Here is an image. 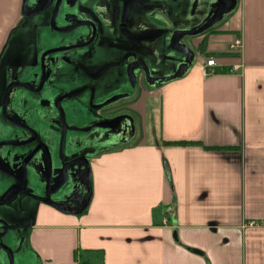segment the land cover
Wrapping results in <instances>:
<instances>
[{
    "label": "crops",
    "instance_id": "1",
    "mask_svg": "<svg viewBox=\"0 0 264 264\" xmlns=\"http://www.w3.org/2000/svg\"><path fill=\"white\" fill-rule=\"evenodd\" d=\"M145 2L131 6L133 18L165 32L147 43L151 74L110 92L125 95L132 132L65 134L69 152L88 160L91 197L78 215L37 207L29 263L264 264V0H236L214 26L182 38L193 54L177 72L168 61L158 69L173 55L171 23L195 28L202 0ZM21 6L0 0V97L9 62L33 39ZM234 37L239 52L228 49ZM206 57L216 62L208 75ZM234 64L239 71L229 72ZM17 107L14 97L9 113ZM67 123L89 125L72 111ZM13 134L0 108V140Z\"/></svg>",
    "mask_w": 264,
    "mask_h": 264
},
{
    "label": "flooded vegetation",
    "instance_id": "2",
    "mask_svg": "<svg viewBox=\"0 0 264 264\" xmlns=\"http://www.w3.org/2000/svg\"><path fill=\"white\" fill-rule=\"evenodd\" d=\"M145 1H109L112 27L110 32L112 35L99 39L92 51L84 53L74 61L72 66L67 64L72 52L70 47L76 45V42L73 40L60 41L61 36L53 30V28H64L66 31L70 29V26L61 22L58 16L53 17L52 7L43 9L45 6L43 2L30 10L21 11L24 22L31 25L33 39L29 45L24 46L17 53V59L9 62V79L1 92L0 108L6 99V121L11 125L14 136L12 139H4L0 142L25 140L32 144L29 152L35 151L34 156L37 158L43 157L45 160V156L49 154L52 167L60 169L55 176L56 180H50V190L68 178V165L72 161L71 158L64 155L65 140H61L62 132L103 131L105 136L121 135L123 138L132 132L133 128L130 123L131 117L127 110V104L116 105L117 101L104 106L103 104L113 97L121 95L110 93L119 85V81H122L126 87H133L138 82L146 81L144 69L148 70L149 75L151 74L148 66L150 57L147 43L165 32L164 30L152 29L142 20L137 23L133 18L131 6L137 3L139 9L145 10L147 7ZM214 4L213 0H202V11L205 14L196 28L223 6L221 1L216 6ZM81 21L89 23L87 25L88 35L83 42L96 37L95 20L85 18ZM171 25L169 49L173 55L168 56V59L164 58L162 64L158 66L160 72L167 69V61L169 66L172 65L177 72L189 59L187 58L189 54H183L171 47L170 39L178 30L174 27L173 22ZM179 42L183 43L182 39ZM120 49H122L121 56L119 57V54L114 55L116 52H121ZM161 49L166 51L165 46ZM24 50L29 53L27 56L29 59H25V62L21 60ZM102 51L112 53V57L99 61L98 55ZM19 56L20 59H18ZM13 82L19 83V85L13 84L14 86L9 88L5 98L6 87ZM105 91H108V95H105ZM12 97H16L18 107L17 111L13 110L9 113L8 109ZM74 98L80 100L82 103L80 105L81 112L83 115L89 114L90 122L102 124L99 122L103 119H110V122L105 123L108 127L94 126L87 130L88 126L75 127L69 125L67 117L69 111L73 112ZM67 104L68 106H66ZM73 114L77 115L78 113L75 111ZM11 116L14 117L11 118ZM9 119L16 122L17 125L12 126L13 124L8 121ZM18 126H23L26 130ZM8 149H10L9 146L1 145L0 154ZM60 152L59 162L57 157ZM76 158L79 162H83L79 156ZM38 170L41 174L37 173V177L39 178L41 175L46 178V162L43 161L42 165L38 166ZM18 172L15 173L6 164L0 163V178L7 182L0 187V264H30L26 253V236L33 224V212L37 210L39 205L49 206L56 210L47 203L39 202L33 197L25 195V190L20 185L24 182L22 169ZM10 185L12 187L1 197L4 190ZM26 186L31 187L29 182ZM41 186L43 187V185ZM32 193L36 196H43V193L34 187H32ZM85 200L84 197L75 195L61 209L65 211L79 210Z\"/></svg>",
    "mask_w": 264,
    "mask_h": 264
},
{
    "label": "water",
    "instance_id": "3",
    "mask_svg": "<svg viewBox=\"0 0 264 264\" xmlns=\"http://www.w3.org/2000/svg\"><path fill=\"white\" fill-rule=\"evenodd\" d=\"M223 3V6L221 9H217L214 14L207 18V20L197 28H193L192 30H181L178 29L175 31V33L172 35L170 39L171 47L183 54L186 55H192V51L183 43H180L179 40L189 36H197L209 28H211L214 24L219 22L222 18L223 13L225 10H230L233 2L232 0H219ZM45 3V6L43 9H46L48 7H52L53 9V17L58 16L61 20V22L67 23V25L70 26L69 30H64V28H53V30L58 33L60 37V41L66 42L68 40H73L76 42V45L70 47L72 50L68 66H72L74 61L79 59L80 56H82L86 52H91L92 49L95 46V43L99 40L109 37L111 34L110 30L111 23H110V8H109V2L108 0L105 1V3H100L97 0H22V6L21 11L24 12L25 10H30L34 7H36L39 3ZM23 14V13H22ZM94 19L95 20V27H96V37H92L89 40H86L87 38V25H89L88 22H82V19ZM137 22L138 19H136ZM84 28V31H83ZM159 30V29H155ZM161 31V30H159ZM95 34V33H94ZM121 52H116L114 55L119 54V57L121 56L122 49H120ZM112 57V53H109L108 51H102L98 55V59L100 60H107ZM186 67L185 65L183 66ZM182 67V68H183ZM181 68V69H182ZM180 69V70H181ZM145 70V76L146 80L149 78V72L147 69ZM149 82V81H148ZM151 83V82H149ZM153 83V82H152ZM19 85V83H9L5 90L4 97L6 98L9 88L12 85ZM70 84V83H69ZM13 85V86H14ZM21 85V84H20ZM72 86V84H70ZM72 89V88H71ZM125 95H118L110 99L108 102H106L104 105L108 103H112L117 101L118 99L122 98ZM6 100V99H5ZM5 100L3 101L1 112L5 118L6 117V111H5ZM74 102L72 104V110L73 112L77 111V115L79 119L87 120L89 121L88 129H91L94 126H101V127H108L107 122H110V119H103L101 122L102 124H94L93 122H90L89 114H84L81 112L80 105L82 104L79 99L74 98ZM14 116H11L13 118ZM44 118H46L43 115ZM42 117V118H43ZM12 126H16V122L9 119L8 120ZM22 129H25L23 126H18ZM26 130V129H25ZM65 132H62L61 134V140H65ZM1 145H7L10 147V149L5 150L2 154H0V163H4L7 165V167L11 170H14L15 173H19L18 171L22 169V175H23V181L21 187L25 190V195L29 197H33L39 202L47 203L54 207L59 212H62L64 214H73L78 215L83 212V210L87 207L90 197H91V189H90V183H89V163L87 158L84 156V154H78V153H70V143L67 145L69 148L65 147L63 149L64 155L67 158H71L72 161L68 165L67 170V179L65 178L63 182L57 184L55 187H53L51 190L49 189V184L51 181H54L55 176L60 169H57L56 167H52L51 165V158L49 154H47L45 157V160L42 158H37L34 156V152H29L32 144L29 143V141H19V140H6L0 142ZM61 150V149H60ZM61 155V152L58 154L57 160L60 162L59 156ZM79 156L83 160V162H79L78 158ZM46 162L47 165V176L44 178L43 176L39 175L40 177H37V173L41 174L38 170V166L42 165V162ZM13 180H15L14 177H12ZM51 180V181H50ZM56 180V179H55ZM31 185V187H27L26 184ZM7 182L4 179L0 178V187L4 186ZM43 185V187L41 186ZM12 186H8L6 190L2 193L1 197L5 195L7 191ZM14 187V186H13ZM32 187L35 189H39L43 193V196H36L32 193ZM78 195L84 197L86 200L83 204V206L79 210H73V211H65L62 210L61 207L65 205L66 203L71 201L73 196ZM52 196V197H50Z\"/></svg>",
    "mask_w": 264,
    "mask_h": 264
},
{
    "label": "built area",
    "instance_id": "4",
    "mask_svg": "<svg viewBox=\"0 0 264 264\" xmlns=\"http://www.w3.org/2000/svg\"><path fill=\"white\" fill-rule=\"evenodd\" d=\"M242 47V41H241V38L240 37H234L232 39V41L230 42V44L228 45V49L230 51H238L241 49ZM216 65V62H215V59L213 57H206L204 58V64H203V67H202V73L204 75H208L210 73L213 72L212 68ZM241 67V64H234L230 67L229 69V72H237L239 71ZM248 225L249 226H254L255 225V222L254 221H250L248 222Z\"/></svg>",
    "mask_w": 264,
    "mask_h": 264
},
{
    "label": "rangeland",
    "instance_id": "5",
    "mask_svg": "<svg viewBox=\"0 0 264 264\" xmlns=\"http://www.w3.org/2000/svg\"><path fill=\"white\" fill-rule=\"evenodd\" d=\"M236 0H232V2L234 3ZM219 2V0H214V6H216V4ZM215 25V24H214ZM213 25V26H214ZM126 102H128L126 99H120V100H118L117 102H116V105H123V104H125ZM115 105V106H116Z\"/></svg>",
    "mask_w": 264,
    "mask_h": 264
}]
</instances>
